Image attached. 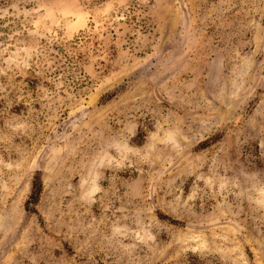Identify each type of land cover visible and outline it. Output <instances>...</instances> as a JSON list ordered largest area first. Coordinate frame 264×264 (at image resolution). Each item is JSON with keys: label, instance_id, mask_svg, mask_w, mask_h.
Masks as SVG:
<instances>
[{"label": "rangeland", "instance_id": "374dc122", "mask_svg": "<svg viewBox=\"0 0 264 264\" xmlns=\"http://www.w3.org/2000/svg\"><path fill=\"white\" fill-rule=\"evenodd\" d=\"M0 264H264V0H0Z\"/></svg>", "mask_w": 264, "mask_h": 264}, {"label": "trees", "instance_id": "16d2710c", "mask_svg": "<svg viewBox=\"0 0 264 264\" xmlns=\"http://www.w3.org/2000/svg\"><path fill=\"white\" fill-rule=\"evenodd\" d=\"M42 191V184L40 182V180H36L33 183V190H32V196L30 198V202H29V207H31L33 204H35V202L38 200L40 194Z\"/></svg>", "mask_w": 264, "mask_h": 264}]
</instances>
